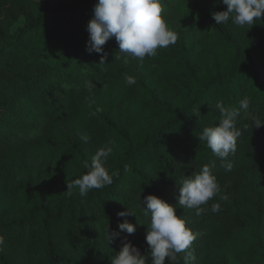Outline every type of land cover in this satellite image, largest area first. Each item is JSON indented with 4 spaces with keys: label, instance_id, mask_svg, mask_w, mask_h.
I'll use <instances>...</instances> for the list:
<instances>
[{
    "label": "trees",
    "instance_id": "16d2710c",
    "mask_svg": "<svg viewBox=\"0 0 264 264\" xmlns=\"http://www.w3.org/2000/svg\"><path fill=\"white\" fill-rule=\"evenodd\" d=\"M162 2L165 22L177 9L209 28L194 56L187 34L199 27L168 26L174 45L125 64L114 37L102 54L86 50L97 0H0V264H110L125 241L151 264L148 195L175 206L198 234L194 264H264V125L253 127L264 122V16L218 25L205 0ZM217 9L227 6L219 0ZM125 74L136 83L126 86ZM245 97L227 172L199 136L222 119L217 103L238 109ZM109 141L112 184L69 195L67 183ZM204 165L219 192L197 216L177 202L183 178ZM128 210L134 215L118 216ZM125 219L136 231L108 245L107 229L119 231Z\"/></svg>",
    "mask_w": 264,
    "mask_h": 264
},
{
    "label": "clouds",
    "instance_id": "9594fccd",
    "mask_svg": "<svg viewBox=\"0 0 264 264\" xmlns=\"http://www.w3.org/2000/svg\"><path fill=\"white\" fill-rule=\"evenodd\" d=\"M227 6L226 11L212 13L215 22L225 24L231 22L238 27L252 25L264 16V0H222ZM164 8L162 0H97L93 7V18L89 21L87 31L89 41L87 51L102 54L103 46L111 38H115L119 46L123 63L127 64L129 58L143 63L146 57H154L157 50L174 45L178 39L177 34L171 30L163 17ZM120 59V56H116ZM105 56L101 55V64ZM126 86L136 83V78L125 74ZM91 92L95 86L92 82L86 84ZM251 101L245 97L240 101L239 108H226L222 103L215 105L221 113L222 119L215 127L204 128L199 136L200 141H205L212 154L223 162L225 171H232L233 165L228 161L237 148V140L241 131L236 126L240 110L247 111ZM264 125L259 119L253 122V127ZM81 139L87 143L90 139L82 135ZM111 141L99 148L93 155L91 163L86 164L88 171L81 177L67 183V192L71 195L73 188H78L79 194L85 196L89 191L102 189L113 182V174L105 167L109 156L112 154ZM214 163L211 167H214ZM209 165H204L194 176L185 177L179 189L177 204L182 208L195 211L197 216L206 211L203 207L219 192L216 176L213 175ZM142 209L145 216H150L145 241L149 246L151 264H179L178 254L184 253L185 264H194L195 256L191 251L197 235L186 226L181 216H177L176 207L169 205L162 199L148 195L144 198ZM221 210L219 203L211 205V211L217 213ZM134 215L133 212L122 211L119 217ZM119 231L109 232L106 239L108 245L113 243L120 233L133 234L136 228L126 219L118 224ZM4 245V237L0 236V250ZM110 264H146L145 257L130 242H122L118 253L110 260Z\"/></svg>",
    "mask_w": 264,
    "mask_h": 264
},
{
    "label": "rangeland",
    "instance_id": "374dc122",
    "mask_svg": "<svg viewBox=\"0 0 264 264\" xmlns=\"http://www.w3.org/2000/svg\"><path fill=\"white\" fill-rule=\"evenodd\" d=\"M207 3V8L211 12H218L217 4L219 0H205ZM163 3V2H162ZM166 7V5L164 4ZM166 23L169 27L173 29H184L189 30L190 27H199L198 32L192 30L187 34V41L191 51V55L194 56L198 50V40L199 37L208 32L209 28L199 25V19L187 18L181 14L177 9H170L166 16Z\"/></svg>",
    "mask_w": 264,
    "mask_h": 264
}]
</instances>
